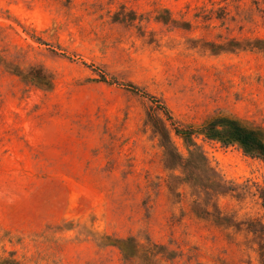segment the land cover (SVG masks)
<instances>
[{
  "label": "rangeland",
  "instance_id": "rangeland-1",
  "mask_svg": "<svg viewBox=\"0 0 264 264\" xmlns=\"http://www.w3.org/2000/svg\"><path fill=\"white\" fill-rule=\"evenodd\" d=\"M220 118L264 132V0H0V264H264V160L176 132Z\"/></svg>",
  "mask_w": 264,
  "mask_h": 264
},
{
  "label": "trees",
  "instance_id": "trees-1",
  "mask_svg": "<svg viewBox=\"0 0 264 264\" xmlns=\"http://www.w3.org/2000/svg\"><path fill=\"white\" fill-rule=\"evenodd\" d=\"M156 104L157 106H160L159 108L163 110V113L167 116L168 120H172L167 109L158 103ZM152 121L154 122L153 124L156 129L160 132L163 140H165V143L171 146L169 132L164 127L161 119L158 117L152 119ZM176 132L184 137L187 144H192V136H194L195 133H200L203 134L206 139L219 142L224 146L237 144L243 150L245 155L264 160V132L259 129L248 128L235 119L220 118L210 122L199 131L186 129L183 131L178 130ZM169 154L171 155L172 162H175L174 165H176L177 162H181L182 159L180 155L171 152H169ZM195 159V155L191 154L187 161L193 163ZM199 160H202L200 162H206V159L202 155H200Z\"/></svg>",
  "mask_w": 264,
  "mask_h": 264
}]
</instances>
